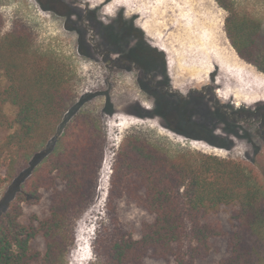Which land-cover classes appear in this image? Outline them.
I'll use <instances>...</instances> for the list:
<instances>
[{
  "label": "trees",
  "instance_id": "1",
  "mask_svg": "<svg viewBox=\"0 0 264 264\" xmlns=\"http://www.w3.org/2000/svg\"><path fill=\"white\" fill-rule=\"evenodd\" d=\"M215 2L226 13L224 33L231 48L264 74V23L240 12L235 0ZM132 25L122 20L105 29L115 52L125 57L117 68L140 71L142 91L149 81L153 95L163 87L157 94L162 100L177 96L168 91L164 52L151 47ZM2 27L0 18V130L12 132L0 143V190L55 134L77 102L79 84L74 72L34 51L24 24L5 34ZM84 45L80 43L79 51L90 59L92 51ZM103 45L95 43L94 51ZM108 51L102 49L99 56ZM215 108L217 117L225 119L224 106L215 103ZM235 113L239 116L232 121L241 129L235 135L259 150L258 142L264 144V107ZM104 144L100 112L83 105L65 126L54 152L26 179L1 216L0 264L62 263L71 243V223L96 192ZM111 171L108 206L113 212L118 202L126 201L152 219L142 223L140 237L134 238L114 218L94 243L103 264H144L148 258L197 264L208 259L219 239L226 241L227 256L218 264H264V169L258 172L200 152L168 155L130 135L122 140ZM44 194L49 195L46 215L27 213L42 203ZM224 208L232 209L230 232L219 219ZM40 241L43 250L38 248Z\"/></svg>",
  "mask_w": 264,
  "mask_h": 264
},
{
  "label": "rangeland",
  "instance_id": "2",
  "mask_svg": "<svg viewBox=\"0 0 264 264\" xmlns=\"http://www.w3.org/2000/svg\"><path fill=\"white\" fill-rule=\"evenodd\" d=\"M235 2L240 12L264 23V0ZM225 17L215 0H0L2 33L24 24L32 34L34 51L74 72L79 83L77 102L55 134L39 147L26 168L1 188L0 218L26 179L54 152L65 126L83 105L101 114L104 157L96 192L71 223V243L61 264H103L94 243L111 227L114 218L134 238L140 237L142 223L152 219L146 211L126 201L118 202L116 214L108 206L111 168L127 136H139L168 155L200 152L262 171L264 144L258 142L260 148L256 150L237 137L235 132L240 135L241 129L232 120L239 116L237 110L264 107V74L240 60L231 48L224 33ZM122 20H131L151 47L164 52L168 91L177 96L162 100L157 94L163 93V87H157L153 95L149 81L142 91L138 85V79L143 77L140 71L120 72L117 68L125 57L115 52L113 39L105 29ZM79 42L92 51L90 59L80 53ZM95 43H104L102 49H108V53L99 56L102 49L94 51ZM158 80L154 79L156 84ZM215 103L224 106L221 112L225 119L217 117ZM11 132L1 129L0 143ZM48 205L49 195L44 194L42 203L26 212L45 216ZM231 212V208H224L219 214L226 232L232 230ZM38 248L43 250L41 241ZM226 256V241L219 239L208 259L197 264H218ZM144 264L174 263L148 258Z\"/></svg>",
  "mask_w": 264,
  "mask_h": 264
},
{
  "label": "bare ground",
  "instance_id": "3",
  "mask_svg": "<svg viewBox=\"0 0 264 264\" xmlns=\"http://www.w3.org/2000/svg\"><path fill=\"white\" fill-rule=\"evenodd\" d=\"M231 66V65H230ZM230 66H228V67H230ZM232 68H233V66H232ZM239 69V68H238ZM223 70V69H222ZM242 71H243V69H242ZM235 72H237V71H235ZM244 72V71H243ZM226 73V72H225ZM233 73V72H232ZM237 74V73H236ZM240 74V73H239ZM246 74V73H245ZM249 74V73H248ZM251 75V74H250ZM250 75H249V77H250ZM234 77V76H233ZM246 77V76H245ZM244 77V78H245ZM248 77V78H249ZM228 78H230V77H228ZM247 78V79H248ZM250 78H252V77H250ZM254 79V78H253ZM241 80H244L243 78H241ZM251 80V79H250ZM239 81V80H238ZM250 82V81H249ZM246 83V82H245ZM254 83V82H253ZM257 83H259V81L257 82ZM247 84V83H246ZM251 84H252V82H251ZM250 83L248 84V85H251ZM261 84V83H260ZM264 84V83H263ZM238 85V84H237ZM236 85V86H237ZM248 85H247V87H248ZM253 85V84H252ZM254 85H256L255 83H254ZM258 86V85H257ZM253 87V86H252ZM240 88V87H239ZM239 88L237 89V90H239ZM255 88V87H254ZM241 89V88H240ZM246 90V89H245ZM248 90V89H247ZM257 90V89H256ZM243 91H244V89H243ZM241 92H242V89H241ZM254 92H257V91H254ZM252 93V92H251ZM244 94H245V92H244ZM248 95H249V93H247ZM254 97H255V95H254ZM243 98V97H242ZM246 98V97H245ZM249 98V97H248ZM257 98V97H256ZM246 100V99H245ZM250 100H251V98H250ZM249 103V102H248Z\"/></svg>",
  "mask_w": 264,
  "mask_h": 264
}]
</instances>
